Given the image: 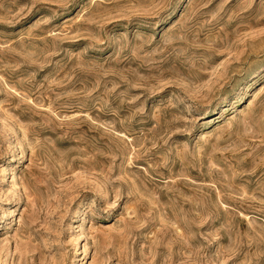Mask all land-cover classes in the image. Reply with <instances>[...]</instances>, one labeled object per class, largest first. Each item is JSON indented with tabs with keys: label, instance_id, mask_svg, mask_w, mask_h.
Wrapping results in <instances>:
<instances>
[{
	"label": "rangeland",
	"instance_id": "rangeland-1",
	"mask_svg": "<svg viewBox=\"0 0 264 264\" xmlns=\"http://www.w3.org/2000/svg\"><path fill=\"white\" fill-rule=\"evenodd\" d=\"M0 264H264V0H0Z\"/></svg>",
	"mask_w": 264,
	"mask_h": 264
}]
</instances>
